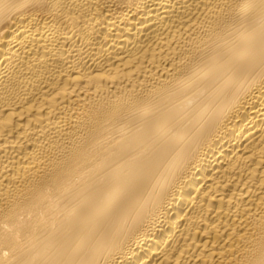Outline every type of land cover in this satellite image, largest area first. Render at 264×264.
Here are the masks:
<instances>
[{
	"label": "bare ground",
	"instance_id": "obj_1",
	"mask_svg": "<svg viewBox=\"0 0 264 264\" xmlns=\"http://www.w3.org/2000/svg\"><path fill=\"white\" fill-rule=\"evenodd\" d=\"M0 264H264V0H0Z\"/></svg>",
	"mask_w": 264,
	"mask_h": 264
}]
</instances>
